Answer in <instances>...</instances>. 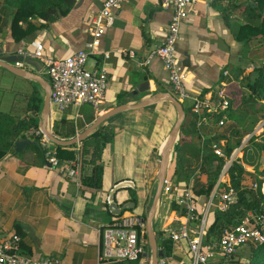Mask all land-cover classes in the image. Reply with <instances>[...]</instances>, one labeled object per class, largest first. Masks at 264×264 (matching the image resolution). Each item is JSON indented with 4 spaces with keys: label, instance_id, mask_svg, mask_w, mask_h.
Instances as JSON below:
<instances>
[{
    "label": "crops",
    "instance_id": "1",
    "mask_svg": "<svg viewBox=\"0 0 264 264\" xmlns=\"http://www.w3.org/2000/svg\"><path fill=\"white\" fill-rule=\"evenodd\" d=\"M104 1L83 0L68 15L16 42L11 30V11L5 7L6 0H0V58L17 54L20 48L31 51L32 43L36 41L43 44L46 56L51 58H62L86 49L92 42V18L100 12ZM231 2L198 0L182 26L177 47L184 84L192 96L214 100L219 89H223L229 103L232 101L226 111L224 126H218L221 118L218 112L217 116L208 114L204 123L197 126L206 151L212 149L214 143L224 147L230 140H238L244 134L247 135L242 144L246 142L247 149L252 137H263L264 133V120L257 123L263 112L257 111V108L264 104V100L254 98L245 84L248 76L251 79L254 77V68L264 63V41L257 40L245 45L236 40L232 28L223 17L224 10ZM171 14V10L161 7L160 0H124L114 25L101 39V54L91 56L88 61L92 62L90 70L105 69L108 72L104 104L98 111L89 104L72 106L64 112L51 106L52 131L59 127L62 134L76 136L99 116L121 104L137 102L155 93L172 94L169 76L162 63L153 58L150 66L143 64L144 57L147 58L164 43ZM232 19L233 26L241 23V14L235 12ZM129 52H133L134 57ZM105 53L110 54L109 58L104 57ZM225 72H228L227 76ZM144 82L149 83L150 90L133 95L137 86ZM235 104L237 110L231 116L228 112ZM176 117L169 103H161L108 120L106 125L114 133L115 141L103 153L104 174L100 191L69 179L64 172L65 163L57 168L49 167L41 150L36 152L28 146L24 152L18 153L14 146L0 161V232L3 235L18 234L23 256L37 260L59 258L62 264H107L99 261L102 253L99 229L116 218L109 210L111 192L121 183H132V187L115 193L114 202L119 207L127 204L131 196L128 188H135L139 203L133 213L142 216L146 212L154 195L160 167L159 153ZM190 117L196 118L192 113ZM62 119H66L65 126L61 124ZM197 144L196 138L186 135L183 153L186 163L193 165V176L202 184L205 176L200 177L197 172ZM44 146L49 151L55 150V146L51 150L52 144L49 142H43ZM79 148L72 150L76 154L75 161L79 159ZM92 169L91 165L84 164L82 177L90 176ZM174 169L175 164L168 176H172L178 190H185L186 184L177 180ZM220 192L215 189L209 197L197 196L200 216L208 203L212 201L216 204L220 200ZM216 211V208L211 210L207 228L214 222ZM129 213L125 212L124 215ZM163 219L165 225L159 229L164 231L163 240L169 238L170 229L179 227L185 221L180 210H172L171 205ZM164 260L165 264H189L187 243H174L172 256ZM228 263L219 258L212 264ZM135 264H147V258Z\"/></svg>",
    "mask_w": 264,
    "mask_h": 264
},
{
    "label": "built area",
    "instance_id": "2",
    "mask_svg": "<svg viewBox=\"0 0 264 264\" xmlns=\"http://www.w3.org/2000/svg\"><path fill=\"white\" fill-rule=\"evenodd\" d=\"M123 1H104L100 12L92 18L90 29L92 42L86 49L62 58H51L46 56L43 44L36 41L32 43L31 51L24 48L18 50L17 55L37 59L44 65V74L48 76L51 84V106L57 110L64 112L72 106L89 104L98 111L104 104L109 83L108 72L105 69L90 70L87 64L91 56L101 54L99 50L101 39L114 25ZM197 3L198 0H160L163 9L172 11L171 20L164 43L152 51L147 58L144 57L143 64L150 66L153 58L162 63L169 76L172 95L181 103L191 101V113L196 117L198 127L204 123L208 114L217 112L221 114L218 126L222 127L227 120L226 111L230 105L226 92L219 89L214 100L192 96L185 87L183 70L177 57L182 26ZM128 54L134 57L133 52ZM103 55L105 58L110 56L109 53ZM15 66L26 68L23 63H17ZM224 75L227 76L228 72ZM29 134L40 136L42 132L39 128ZM42 141H46L45 137ZM246 147L244 142L228 159L220 144L212 145L213 152L219 158L226 160L215 189L220 190L222 186L225 189L220 192V200L216 204L212 201L207 204L201 218L197 208V198L191 187L186 186L185 190H178L172 177L169 176L164 182V196L174 201L185 220L179 227L170 229L168 237L174 243H187L189 264H212L219 258L228 263L242 248L264 244V214L256 216L253 213H248L239 224L225 230L219 240L211 242L205 240L208 229L207 219L211 210L216 208L218 211H226L237 200L236 192L230 184L228 171L233 162L240 160V154H243ZM45 157L49 167H60V162L53 153H47ZM64 167L68 178L80 184L83 175L80 158L77 161L66 162ZM254 186L256 189L257 185ZM261 191L264 194L263 185ZM142 218L141 215L129 213L116 217L113 222L99 229L102 245L100 262L135 264L147 258L149 248L146 225L142 222ZM20 241L18 234L3 235L0 232V264H62L59 258L37 260L21 255ZM164 261V259L160 260V264H165Z\"/></svg>",
    "mask_w": 264,
    "mask_h": 264
},
{
    "label": "trees",
    "instance_id": "3",
    "mask_svg": "<svg viewBox=\"0 0 264 264\" xmlns=\"http://www.w3.org/2000/svg\"><path fill=\"white\" fill-rule=\"evenodd\" d=\"M231 1V4L224 10L223 17L225 23L232 28L236 40L245 45L257 40L264 41V0ZM77 3L78 0H6L5 7L11 11L12 15L11 30L14 40L20 42L47 27L50 23H54L60 17L68 15ZM235 12L241 14L242 21L233 26L232 15H235ZM253 75L252 79L250 76L247 78V88L254 98L264 100V63L254 68ZM118 99L121 100V97L119 96ZM42 103V95L37 90H34L24 114L17 115L0 111V161L12 151L15 142L19 139H31L33 143L29 145V149L36 152L41 150L37 143L42 144L44 136L42 134L35 136L34 134H29V132L39 129V115L42 110ZM231 105L232 101L230 102ZM185 111L187 112V117L181 128L180 139L174 153V175L179 182L185 183L187 187H191L196 198L197 196L209 197L226 165V160L219 158L211 148L209 151L205 150L206 146L205 144L203 145L202 135L197 127V119H191V109L188 108ZM257 111H263L259 120H264V104H260ZM214 115L217 116L218 114ZM61 124L65 126L66 119H62ZM53 134L63 139H70L75 136L62 134L59 127L54 128ZM188 134L198 140L196 152L199 164L196 168L200 177L205 176L202 184L199 183L197 177L195 178V175L193 176V165L186 163V157L183 153V146L186 143V135ZM246 135H242L238 140H230L226 146L222 147L228 159L234 150L241 146L243 138ZM257 139L258 137H252L251 142ZM114 141V133L110 131L107 125H103L82 143L79 150L80 162L82 166L89 164L93 168L90 176H83L81 179L84 187L95 191L102 189L104 174L103 153L108 146L114 144ZM257 147L264 152V133L262 141L257 144ZM43 149L44 151L41 150L43 154L53 153L59 160L60 165L76 160V154L72 150L59 146H55L54 152L49 151L46 146ZM240 162L241 160L233 162L228 171L230 184L236 192L237 200L226 211L217 210L215 212L214 222L207 229L206 242L219 240L225 230L239 224L248 213H253L256 216L264 214V194L261 191L262 185L264 187V178L261 180L256 178L255 185H257V188L252 187L249 189L247 187L249 173ZM259 175L264 177V168ZM224 189V186L220 187V191ZM128 190L131 196L126 202H132L137 207L139 203L137 190L135 188H128ZM171 209L174 211L179 210L174 201L171 202ZM134 210H128L127 212L133 213ZM199 217L201 218V216ZM156 234L158 236L159 247L164 251L165 258L171 257L174 242L170 238L163 240L164 231L162 230L157 231ZM251 248L250 264H264L261 260L264 254V244Z\"/></svg>",
    "mask_w": 264,
    "mask_h": 264
},
{
    "label": "water",
    "instance_id": "4",
    "mask_svg": "<svg viewBox=\"0 0 264 264\" xmlns=\"http://www.w3.org/2000/svg\"><path fill=\"white\" fill-rule=\"evenodd\" d=\"M82 1L83 0H80V2L76 4L75 8L79 7ZM17 63H23L24 65H26V67L29 66L35 72L27 68H19L15 66V64ZM0 68L12 73L17 77L23 78L30 82H34L43 89L44 98L39 118V128L42 134L44 135L46 141H48L54 146H59L68 150H73L81 147L82 143L85 140H87L100 127L106 125L108 120L117 115L130 111L144 109L161 103H169L173 107L177 114V120L159 153L158 162L160 167L155 180L154 197L151 200L152 203L150 209L146 211L145 217L142 218V222L146 225L150 264H160V260L165 258V254L164 251L159 248L157 234L155 231V220L164 196V182L169 174V170L173 161V154L175 153L176 146L180 139L181 128L187 117V112L185 111L182 103L179 102L169 92L155 93L137 102L121 104L115 107L114 109L108 111L107 113L99 116L91 126H89L81 134L76 135L73 139L61 140L55 137L51 129V84L42 76V74H44V65L42 64V62L31 57L25 58L21 55L13 54L7 57L0 58ZM149 90V83L144 82L137 86L136 90L133 91V95L137 96L138 94L146 93ZM32 143L33 141L31 139H19L15 142L16 151L18 153H22ZM37 145L42 151H44L41 143H37ZM132 186V183L124 182L117 185L111 192L109 210L115 217L122 216L128 210H134L136 208V205L132 202H129L123 205L122 207H119L114 202L115 193L117 191Z\"/></svg>",
    "mask_w": 264,
    "mask_h": 264
},
{
    "label": "rangeland",
    "instance_id": "5",
    "mask_svg": "<svg viewBox=\"0 0 264 264\" xmlns=\"http://www.w3.org/2000/svg\"><path fill=\"white\" fill-rule=\"evenodd\" d=\"M92 62L90 61L88 63V69L91 68ZM27 69H30L34 71L31 67L27 66ZM35 72V71H34ZM42 76L49 81L48 76L46 74H42ZM248 80L245 79V84L247 86ZM36 86L37 89H36ZM37 90L42 97L44 98V91L43 89L37 85L34 82L27 81L23 78L17 77L13 75L12 73L0 68V111L1 112H7V113H13L17 115H22L26 111V107L28 105V101L33 94V91ZM190 101H185L182 103L183 107L187 110L189 107ZM237 110V104H235L228 112L231 116L235 115V112ZM177 120V117H176ZM175 120V123H176ZM171 122V121H170ZM257 123H260V120H257ZM258 126V124H257ZM256 126V127H257ZM259 136V135H256ZM262 141V137H258V140H255L254 142H250L249 147L244 150L243 153V159L242 163L244 164L245 170L249 173L248 179H247V187L251 189L252 187L255 188L256 178H259L260 180L264 177L260 176L259 173L264 168V152L261 151L257 144ZM48 143V141H44ZM43 143V141H42ZM51 150H53L54 145H52ZM50 150V149H49ZM175 154H173V160H174ZM175 162L172 161L171 168L169 170V174L172 173V170L174 168ZM169 177H172L169 175ZM264 188V187H263ZM155 192V190H154ZM154 195L152 196L153 199ZM151 199V200H152ZM171 199L168 196H163V203H161L160 213L157 216V219L155 220V230L156 232L159 231V229L163 228L165 225V220L163 219V216L166 214V211L171 205ZM151 203L148 204V209L151 207ZM146 213V212H145ZM145 213L142 214L145 215ZM145 217V216H144ZM170 222V221H169ZM167 238L166 236H164ZM163 238V236H162ZM158 239V236H157ZM160 248V247H159ZM252 255V248H244L240 250L233 258L232 261H230L228 264H250V257ZM148 259L150 261V255L147 256V264ZM264 262V254L262 255V259Z\"/></svg>",
    "mask_w": 264,
    "mask_h": 264
}]
</instances>
